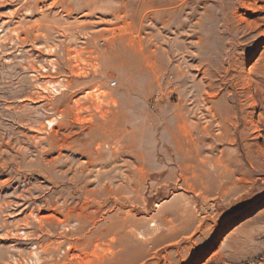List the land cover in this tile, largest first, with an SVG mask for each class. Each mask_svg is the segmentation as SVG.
Instances as JSON below:
<instances>
[{"label":"rangeland","instance_id":"374dc122","mask_svg":"<svg viewBox=\"0 0 264 264\" xmlns=\"http://www.w3.org/2000/svg\"><path fill=\"white\" fill-rule=\"evenodd\" d=\"M0 264H264V0H0Z\"/></svg>","mask_w":264,"mask_h":264},{"label":"built area","instance_id":"2783aa9c","mask_svg":"<svg viewBox=\"0 0 264 264\" xmlns=\"http://www.w3.org/2000/svg\"><path fill=\"white\" fill-rule=\"evenodd\" d=\"M114 84H115V82H112V83H111V85H114Z\"/></svg>","mask_w":264,"mask_h":264}]
</instances>
